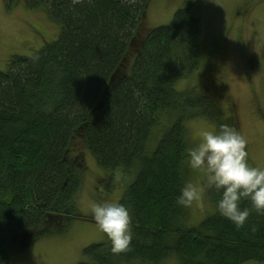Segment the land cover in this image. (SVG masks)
I'll list each match as a JSON object with an SVG mask.
<instances>
[{"label": "trees", "instance_id": "trees-1", "mask_svg": "<svg viewBox=\"0 0 264 264\" xmlns=\"http://www.w3.org/2000/svg\"><path fill=\"white\" fill-rule=\"evenodd\" d=\"M25 1L45 7L60 34L0 71V264H9L11 235H42L79 218L70 160L79 139L100 170L133 181L119 201L132 215L130 249L113 253L107 238L84 248L78 264L264 263V214L250 200L240 202L250 210L240 228L217 212L214 188V213L198 225L176 203L192 142L187 122L219 128L224 116L208 92L177 90L201 67L202 25L192 6L133 51L151 0Z\"/></svg>", "mask_w": 264, "mask_h": 264}, {"label": "rangeland", "instance_id": "rangeland-1", "mask_svg": "<svg viewBox=\"0 0 264 264\" xmlns=\"http://www.w3.org/2000/svg\"><path fill=\"white\" fill-rule=\"evenodd\" d=\"M262 3L264 0H151L133 45V51L138 50L152 29L170 25L177 10L191 5L202 25L201 67L178 83L177 90L198 88L211 94L224 113L223 124L236 129L247 141L249 164L259 167H264ZM59 34V25L51 20L45 7L31 9L25 0L8 7L5 0H0V71L7 69L12 56H29L45 43L55 41ZM254 61L256 65H252ZM129 65L130 61L126 70ZM187 127L192 142L199 139L202 130L216 128L203 118L187 122ZM70 160L80 179L73 197L79 218L53 223L44 234L30 240L11 235L9 264H78L83 261L84 248L107 241V235L96 225L92 205L106 200L119 202L133 179L125 178L120 170L113 177L100 170L81 139L73 144ZM184 170L186 182L203 183L201 172L190 169L187 163ZM189 210L193 226L214 213L208 190Z\"/></svg>", "mask_w": 264, "mask_h": 264}, {"label": "clouds", "instance_id": "clouds-1", "mask_svg": "<svg viewBox=\"0 0 264 264\" xmlns=\"http://www.w3.org/2000/svg\"><path fill=\"white\" fill-rule=\"evenodd\" d=\"M246 145L245 138L230 125L202 130L199 139L185 149V154L188 167L203 174V183L186 182L176 203L190 207L200 202L206 190L214 188L221 193L215 205L217 212L237 228L242 227L250 215L248 208L240 206L242 199L250 200L252 208L264 214V167L249 164ZM91 211L97 227L111 241V251H128L132 241L129 208L106 200L94 203Z\"/></svg>", "mask_w": 264, "mask_h": 264}, {"label": "water", "instance_id": "water-1", "mask_svg": "<svg viewBox=\"0 0 264 264\" xmlns=\"http://www.w3.org/2000/svg\"><path fill=\"white\" fill-rule=\"evenodd\" d=\"M36 235H38L37 232H35V231H29V232H26L25 234H22V235L20 236V238H25V241H26L27 238H28V239H31V238H33V237L36 236Z\"/></svg>", "mask_w": 264, "mask_h": 264}, {"label": "flooded vegetation", "instance_id": "flooded-vegetation-1", "mask_svg": "<svg viewBox=\"0 0 264 264\" xmlns=\"http://www.w3.org/2000/svg\"><path fill=\"white\" fill-rule=\"evenodd\" d=\"M252 65H256V62L254 61V63H252ZM252 65H251V66H252ZM252 67H253V66H252ZM19 237H20V235H19Z\"/></svg>", "mask_w": 264, "mask_h": 264}, {"label": "crops", "instance_id": "crops-1", "mask_svg": "<svg viewBox=\"0 0 264 264\" xmlns=\"http://www.w3.org/2000/svg\"><path fill=\"white\" fill-rule=\"evenodd\" d=\"M262 6H263L262 8H264V3H262Z\"/></svg>", "mask_w": 264, "mask_h": 264}]
</instances>
